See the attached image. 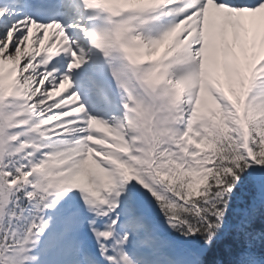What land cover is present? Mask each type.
Listing matches in <instances>:
<instances>
[{
  "label": "snow or ice",
  "instance_id": "obj_1",
  "mask_svg": "<svg viewBox=\"0 0 264 264\" xmlns=\"http://www.w3.org/2000/svg\"><path fill=\"white\" fill-rule=\"evenodd\" d=\"M0 264H264V0H0Z\"/></svg>",
  "mask_w": 264,
  "mask_h": 264
},
{
  "label": "rangeland",
  "instance_id": "obj_2",
  "mask_svg": "<svg viewBox=\"0 0 264 264\" xmlns=\"http://www.w3.org/2000/svg\"><path fill=\"white\" fill-rule=\"evenodd\" d=\"M161 48H162V47H161ZM161 48H159L158 51H157L156 53L153 54V57H152V58H155L156 56H158V53H159V51H160Z\"/></svg>",
  "mask_w": 264,
  "mask_h": 264
}]
</instances>
